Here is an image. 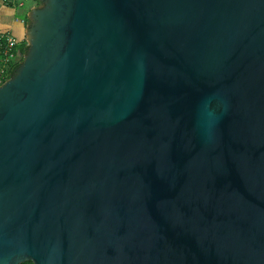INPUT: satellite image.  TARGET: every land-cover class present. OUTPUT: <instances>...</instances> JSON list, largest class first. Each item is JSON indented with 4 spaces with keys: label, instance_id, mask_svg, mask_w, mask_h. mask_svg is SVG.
Returning <instances> with one entry per match:
<instances>
[{
    "label": "water",
    "instance_id": "1",
    "mask_svg": "<svg viewBox=\"0 0 264 264\" xmlns=\"http://www.w3.org/2000/svg\"><path fill=\"white\" fill-rule=\"evenodd\" d=\"M0 85V264H264V0H38Z\"/></svg>",
    "mask_w": 264,
    "mask_h": 264
},
{
    "label": "crops",
    "instance_id": "2",
    "mask_svg": "<svg viewBox=\"0 0 264 264\" xmlns=\"http://www.w3.org/2000/svg\"><path fill=\"white\" fill-rule=\"evenodd\" d=\"M21 4L22 1L21 3L19 2L18 5L15 3L10 5L0 0V33L5 34L9 38L15 39L17 44H23L26 27L23 18L18 15L16 11V8H21ZM27 11H29V9Z\"/></svg>",
    "mask_w": 264,
    "mask_h": 264
},
{
    "label": "trees",
    "instance_id": "3",
    "mask_svg": "<svg viewBox=\"0 0 264 264\" xmlns=\"http://www.w3.org/2000/svg\"><path fill=\"white\" fill-rule=\"evenodd\" d=\"M17 1V4L21 1L19 0H16ZM30 1H34L35 4H38V0H30ZM7 4H10L12 5L13 2H9ZM21 8L23 7V3L20 5ZM23 22L25 23V25H27V18H26V14L24 15V18H23ZM6 41H7V36L5 34H2L0 33V65L2 64L1 62L3 61L4 59V50H5V47H6ZM25 51H26V44L25 42H23V44H17L16 47L14 48V53H17L19 58L17 59V62H14L12 65H11V68L8 69L6 72H4V75H3V82L6 81L7 79L10 78V76L14 73V71L16 70V68L18 67V65L21 63L22 59H23V56L25 54ZM23 264H27V263H23Z\"/></svg>",
    "mask_w": 264,
    "mask_h": 264
},
{
    "label": "built area",
    "instance_id": "4",
    "mask_svg": "<svg viewBox=\"0 0 264 264\" xmlns=\"http://www.w3.org/2000/svg\"><path fill=\"white\" fill-rule=\"evenodd\" d=\"M4 3H9L13 2L17 4L16 0H1ZM17 42L13 38L7 37L6 41V47L4 50V59L1 62L2 64L0 65V85L3 83V75L4 72H6L8 69L11 68V65L14 62H17V59L19 58L17 53H14V48L16 47Z\"/></svg>",
    "mask_w": 264,
    "mask_h": 264
},
{
    "label": "rangeland",
    "instance_id": "5",
    "mask_svg": "<svg viewBox=\"0 0 264 264\" xmlns=\"http://www.w3.org/2000/svg\"><path fill=\"white\" fill-rule=\"evenodd\" d=\"M23 3V7L22 8H16L17 14L20 15L22 18H24V15L26 14V12H28L27 10L37 6L38 4H35V2L30 1V0H21ZM33 5V6H32Z\"/></svg>",
    "mask_w": 264,
    "mask_h": 264
},
{
    "label": "flooded vegetation",
    "instance_id": "6",
    "mask_svg": "<svg viewBox=\"0 0 264 264\" xmlns=\"http://www.w3.org/2000/svg\"><path fill=\"white\" fill-rule=\"evenodd\" d=\"M25 263H27V264H32V262L31 261H28V262H25ZM23 264V263H22Z\"/></svg>",
    "mask_w": 264,
    "mask_h": 264
}]
</instances>
